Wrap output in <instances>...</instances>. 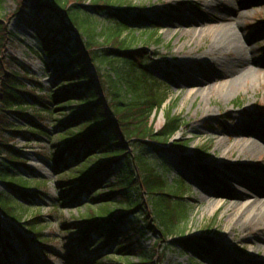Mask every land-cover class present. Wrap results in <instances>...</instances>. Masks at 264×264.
<instances>
[{
	"label": "rangeland",
	"instance_id": "1",
	"mask_svg": "<svg viewBox=\"0 0 264 264\" xmlns=\"http://www.w3.org/2000/svg\"><path fill=\"white\" fill-rule=\"evenodd\" d=\"M93 1L84 0L78 5L88 7ZM212 1L215 0H111L116 8H126L129 15L142 14L153 22L154 31L151 27L148 30L132 27L130 31L123 32V37L132 39L133 48H142L150 55L153 62L148 64L149 72L165 86L160 92L166 96V102L153 118L154 128L160 130L163 127L168 113L179 117L183 124L170 146L158 144L159 151L150 152L148 156L168 184L164 186V191L173 196L174 193H183L181 202L187 207L185 221L179 225V229L184 231L183 236L161 240L157 248L159 258L154 257L153 264H191L192 258L196 257L182 254L175 242L181 237L202 241L206 235L214 246L211 257L202 259V264H264V222L249 227L243 220H238L250 201L233 196L254 190L264 192V0H224L242 15L239 19L233 14L229 16L223 8L216 15L209 13L205 3ZM26 2L37 4L36 0ZM18 5H21L18 0H0V21L5 22L9 32L15 34L6 44L4 56L18 60L29 71L30 77L24 80L26 90H32L33 83L29 79L32 78L45 92L62 91L56 75L44 65L51 59L41 56V61L30 53L29 49L34 44L33 31L24 28L13 17ZM236 23L240 25L238 31L243 35L245 46L249 48V78L246 81L237 80L234 73L225 74L228 68L221 69L212 62L215 56L205 55L214 38ZM96 26V33H99L109 26V22L97 19ZM199 32L206 34L201 41L197 38ZM97 38L99 43L103 41L102 37ZM12 70L20 71L15 65H12ZM35 90L37 96L43 95V91ZM105 96L106 93L100 90L103 102ZM73 107L74 103L66 104L64 100L57 103L50 101L48 114L39 116L35 115L34 109H26L29 116L41 120L44 132L35 134L31 143L21 137L8 143V146L21 152L26 169L32 171L35 178L45 181L29 193L44 194L46 200L37 197L38 210L25 211L20 223L3 220L4 231L13 229L25 240V245L11 242V251L5 252L4 257L8 264H103L107 260L110 262L106 264H113L117 255L112 248L117 243L126 244L123 238L128 237L132 253L125 264H141V257L136 254L138 245L151 255L160 236L148 229H142L140 237L132 233L130 220L138 221L141 226L144 223L137 210L128 212L125 207L117 205L118 196L108 210L114 212V220L117 215L126 213V220L129 221L115 224L121 237L116 236L114 241L109 242V252L113 256L107 253L108 257H104L94 247L95 242H101L100 239L83 247L78 243L82 238L81 230L76 231L72 225L84 219L89 211L79 202L68 205L66 200L72 197L63 198L67 192L64 190L68 189L63 190L60 184L71 181L73 174L79 170L73 168L70 173H55L50 160L54 147L60 142L57 124L69 119L71 115L68 114ZM6 116L14 124L23 123L21 118L11 113ZM108 117L115 120L110 112ZM119 143L121 148L129 145L124 141ZM252 144L260 148L259 155L252 153ZM1 147L0 143V155ZM204 149L207 150V159L196 157ZM224 151H229V154L222 157ZM128 153H134L133 149H129ZM88 157L92 158V154L85 158ZM185 159L190 161L188 165ZM72 165L73 162L69 161L65 168ZM95 166L94 160L89 168L95 169ZM200 167L207 173L202 172ZM18 173L28 177L27 170L23 168L18 169ZM109 181L112 182L111 178ZM5 190L0 181V192ZM105 192L106 188L103 189ZM142 196L146 199L144 205L147 212L151 211L146 195ZM53 204H57L54 210ZM214 204L217 209L212 211ZM255 209L258 211V208ZM92 210L100 213L101 206L97 205ZM259 212L263 214L264 208ZM35 216L44 220L42 225L37 226L41 232L39 238L26 229L27 223H23ZM198 260L194 263L198 264Z\"/></svg>",
	"mask_w": 264,
	"mask_h": 264
},
{
	"label": "trees",
	"instance_id": "2",
	"mask_svg": "<svg viewBox=\"0 0 264 264\" xmlns=\"http://www.w3.org/2000/svg\"><path fill=\"white\" fill-rule=\"evenodd\" d=\"M18 1L21 5L13 17L24 28L33 31L34 44L29 51L41 61V56L51 59L44 65L56 75L62 91L45 92L32 78H29L33 83L32 90H26L24 80L30 73L18 60L4 56L6 44L15 34L0 21V181L6 188L0 192V213L19 222L25 211L38 210L37 197L46 200L44 194L29 193L45 181L35 178L34 173L26 169L21 152L8 146L17 137L31 143L35 134L44 132L41 120L29 116L26 109H34L35 115L39 116L48 114L50 101L74 103L69 119L57 124L60 142L54 147L50 160L55 173H70L73 168L79 170L71 181L60 184L63 190L68 189L64 190L67 192L63 198L72 197L66 200L68 205L79 202L89 211L84 219L72 225L76 231L81 230L82 238L78 243L83 247L100 239V243L93 242L94 247L104 257H108L107 253L113 256L109 252V242L116 236L121 237V233L115 229L114 212L108 207L118 196L117 205L128 212L137 210L144 224L126 220L127 214L121 215L116 223L129 221L131 232L139 237L143 235L142 229L160 236L151 255L134 244L136 254L141 257L140 263L153 264V258H159L157 248L161 240L183 236L184 231L179 225L185 221L187 211L181 202L183 193L173 196L164 191L168 184L148 158L150 152L159 151L158 144L170 145L183 128L182 120L168 113L163 127L160 130L154 128L153 118L166 102V96L160 92L165 86L149 72L148 64L153 62L150 55L142 48H133L132 39L123 37V32L132 27L144 30L151 27L154 31L153 22L142 14L129 15L126 8H116L111 0H95L88 7L78 5L84 0H36L35 8L26 0ZM102 18L109 26L96 33V20ZM97 36L103 41L99 43ZM12 65L20 71H13ZM35 89L43 91V95L37 96ZM100 90L106 93L105 102L100 97ZM30 101L31 105L28 104ZM108 112L115 120H109ZM9 113L21 118L22 125L9 120L6 116ZM121 141L129 145L121 148ZM131 148L134 153L130 154ZM206 151L200 150L199 155L208 157ZM90 154L92 158H85ZM94 160L96 166L91 169L89 165ZM69 161L73 165L65 168ZM185 163L188 165L190 161L185 159ZM22 168L27 170V178L18 173ZM104 188L107 189L105 193ZM143 194L147 197L149 212ZM172 197L176 200L172 201ZM56 205L53 204V210ZM97 205L101 206L100 213L92 210ZM23 223H27V230L36 237L41 236L37 230V226L44 223L41 217L35 216ZM123 239L126 244L117 243L112 248L117 255L113 264H125L132 253L128 237ZM11 242L24 244L23 238L14 230L0 231V264L6 263L4 255ZM175 244L182 254L196 257L192 258L191 264H195L196 259L202 264V259L211 257L214 246L209 239L195 241L186 237H181Z\"/></svg>",
	"mask_w": 264,
	"mask_h": 264
},
{
	"label": "bare ground",
	"instance_id": "3",
	"mask_svg": "<svg viewBox=\"0 0 264 264\" xmlns=\"http://www.w3.org/2000/svg\"><path fill=\"white\" fill-rule=\"evenodd\" d=\"M205 6L209 13L215 15L223 8L226 12H228L229 16L233 14L238 19L242 17V15L237 12L236 8L232 7L228 1L215 0L212 2H206ZM215 15H213L214 18L219 19V17H216ZM229 19L232 20L231 17ZM238 30H240V25L236 23L234 27L221 31L214 38L209 49L205 52V55L215 56L216 59L212 62L221 69L228 68L229 70L227 69L228 71H226L225 74L234 73L237 75V80L246 81L249 78V72L247 70V65L250 62L247 57L249 48L245 46L243 35ZM205 36L206 34L199 32L197 38L201 41L205 38ZM238 67H240V69ZM251 146L252 153L259 155L260 148L255 144H252ZM227 154H229V151L222 152V157L227 156ZM213 194L220 196L219 193ZM233 196L237 199L240 198V200L244 198L250 201V204L246 207L243 215L238 220H243V222H245L249 227H253L264 222V213L261 214L259 212V209L261 210L264 208V192L254 190L250 193L239 192ZM255 208H258V211ZM216 209L217 205H212V211H215Z\"/></svg>",
	"mask_w": 264,
	"mask_h": 264
},
{
	"label": "water",
	"instance_id": "4",
	"mask_svg": "<svg viewBox=\"0 0 264 264\" xmlns=\"http://www.w3.org/2000/svg\"><path fill=\"white\" fill-rule=\"evenodd\" d=\"M34 5H35V3L32 4V6H34Z\"/></svg>",
	"mask_w": 264,
	"mask_h": 264
}]
</instances>
